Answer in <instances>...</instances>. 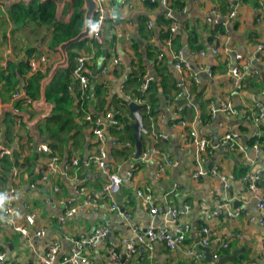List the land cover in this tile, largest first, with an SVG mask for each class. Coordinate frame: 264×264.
Returning a JSON list of instances; mask_svg holds the SVG:
<instances>
[{"label":"crops","instance_id":"crops-1","mask_svg":"<svg viewBox=\"0 0 264 264\" xmlns=\"http://www.w3.org/2000/svg\"><path fill=\"white\" fill-rule=\"evenodd\" d=\"M30 2L42 4L47 1L30 0ZM262 2L264 3V0H238L236 17L228 21L230 8L223 13L219 0H186L184 12L178 14L176 30L180 36L183 59L192 73L185 79L183 88L185 90L182 94L183 101L189 103L181 112L187 123L183 127L176 123L178 117L173 114V107L168 104V97L174 93V86L178 87L181 75L172 65V56L167 46L162 45L158 38V21L163 8L157 6L149 9L142 0H99V3L109 11L108 18L102 24V41L112 35L117 37L114 51L121 58L122 74L129 68L128 54L133 53L131 38H135L144 54L146 74L143 76L157 79V112L153 118L148 119L150 130L145 125L144 146L146 149H165L176 161L175 166L169 165L162 175H157V162L155 159H150L138 165L133 175L127 177L130 163L135 157L131 155L127 158V155L116 153L121 147L111 141L115 135L110 133L103 111L99 109L98 103L94 101L89 103V111L98 113L94 117L102 118L105 123L106 152L109 162L121 178L118 198L123 200L126 209L131 213L128 220L110 211L108 204L101 197L99 191L104 182L103 172L95 166L84 164V159L95 150L93 123L84 118L85 113L75 117L76 125L68 131L56 132L54 125L46 129L45 125L42 126L46 118L38 121L35 129L42 138H47V146L58 156L57 169L53 173L47 172L46 180H38L37 170L45 166L49 159L48 153L39 155L35 166L32 164L34 173L27 164L34 159L32 158L34 137L30 136L28 126L14 112H27L30 120L40 114L31 107V103L40 98L42 78L46 77L51 67L63 58L58 45L67 39L59 44H53L51 37L56 23L69 20L71 14L65 12L66 8L69 10V3H66L57 18L55 4L52 2L54 15L47 24L35 20L16 24L10 17V11L11 6L17 3L11 4L9 9H6L5 4L0 3V71L3 72L0 81V115L3 112L2 125L5 128L3 132L0 127V151L7 150L9 152L7 156L11 159L15 154H19L22 162L17 167V173L13 174L12 167L6 170L1 167L0 161V197L2 194L6 196L7 189L14 190L12 204L15 208L12 215L15 224H10L5 222L1 214L3 204L0 203V247L5 253L4 263L0 264H40L44 249L53 238H58L60 242L58 253L60 260L70 252L74 240L90 235L104 221L109 224V233L90 248L87 254L89 264H147L148 262L165 264L169 259L171 264H189L183 250H169L160 243H156L152 251L139 245L134 254L126 255L120 246V239L130 237L132 227L143 231L149 224H153L156 229H163L188 223L191 229L184 247L197 248L200 222H208L214 228V237L228 240L231 248L229 253L234 248H242L239 254L243 257L237 264H264V209L257 208L249 189L250 177L256 174L258 193L264 196V149L261 147L256 154L253 149L245 145L246 140L252 137L255 131L257 135L264 132V118L260 120L263 132L259 130L258 124L255 126L247 119V116L253 117L255 112L259 113L257 104H261L264 112V50L261 61L252 62L248 67V71L259 72L253 84L248 77L235 88L229 78V68L236 63V54L251 59L257 44H262L264 48V13L259 15V6ZM258 17L259 21H257ZM215 19L221 21L219 24H222L224 31L217 32L211 43L208 39L209 35L218 25L211 23ZM147 22H151L152 26L148 27ZM226 25H229L230 32ZM140 26L145 27L144 33L140 32ZM189 35L192 37L190 44ZM148 43L164 51L166 59H162L163 55L161 58H147L144 46L149 45ZM213 47L218 49L216 53L211 51ZM87 48L90 50L87 51ZM73 51L75 58L79 54L89 57L85 70L89 78L87 89L89 92L90 77L92 80L103 82L107 78V75L101 71L103 56L95 55L96 48L89 39H86L82 45H75ZM199 51H204L205 54L202 55ZM42 56L46 60L43 72L40 71ZM126 60L129 62L128 66ZM110 68L108 66L106 72H110ZM59 70L46 87L55 82ZM161 77L165 79V88L162 87ZM182 81H184L183 77ZM192 83L197 85L196 89L192 88ZM120 85L117 82L113 85V89H120ZM26 99H30L31 102H27ZM220 99L232 103L238 110V116L228 117L221 112L211 115L210 104L213 102L215 105ZM72 109L78 112L77 107L72 106ZM92 113L89 115L92 116ZM208 114L209 120L204 119ZM244 114L247 116L245 117ZM125 117L128 123L134 121L131 112L130 114L126 112ZM229 120H232V124L228 122ZM190 124L195 125L199 136L210 140L212 144L219 142L226 127H229L239 134V142L243 144L244 150L239 151L224 143L212 153L205 152L206 154L202 155V174L192 177V172L198 167L195 160V145L188 136ZM154 133H165L167 139H160L154 136ZM123 134L128 135L126 131ZM125 141L129 140L125 138ZM133 152L135 153V138ZM1 157L3 156H0V159ZM72 157L78 159L77 165H72ZM27 158L30 161L26 160ZM32 176L34 178H31ZM31 182L35 183L33 188L29 186ZM56 184L58 191L54 192L53 187ZM76 184H82L88 190L99 194L97 207L67 217L59 230L56 224L57 218L62 213L63 202L74 196L73 187ZM144 186L151 188V206L163 210H166L167 194L172 195L171 205L179 212L174 223L164 211L157 216L149 212L150 205L136 195L138 188ZM235 200L240 204L234 205ZM224 203H228L224 205L227 210L240 209L239 215L231 218L225 214L218 216L210 214L209 211ZM26 214H31L34 222L27 224L29 235L24 237L14 225L24 223ZM42 227L46 228L44 235H34V231ZM215 246V243L210 245L211 249ZM112 247L120 255L119 263L112 261L110 253Z\"/></svg>","mask_w":264,"mask_h":264},{"label":"built area","instance_id":"built-area-1","mask_svg":"<svg viewBox=\"0 0 264 264\" xmlns=\"http://www.w3.org/2000/svg\"><path fill=\"white\" fill-rule=\"evenodd\" d=\"M97 1V8L95 9L94 18H93V39H95L97 42L102 41V35H101V28L104 20H106L109 16V11L106 10L100 3L99 0ZM143 1V0H142ZM238 0H230V11L228 14V21L233 20L236 17V3ZM160 6L164 10V15L166 18H173L174 11H172V8L169 6V0H159ZM70 10V9H69ZM181 12H184V9L181 10ZM259 12L261 15L264 13V3H260L259 6ZM260 18H257V21H259ZM211 23L213 24H219L221 21L218 19L213 20ZM147 26L151 27L152 23L147 22ZM170 30L172 32H175L177 30V22L172 21L170 25ZM128 36V33L126 34ZM169 39L165 41V46L169 47ZM263 45L257 44V46L254 48L252 52V58L251 59H245L240 54H236V63L233 64L229 68V78L232 83V85L237 88L239 87L243 82L246 81L248 76L251 74L253 76L258 75L257 70L248 71V67L252 62H259L261 61V58L263 56ZM213 53H216L218 49L216 47H213L211 49ZM169 53L171 54L173 58V67L179 72L181 75L180 82L178 83V87H182V90L184 88L185 82H186V76L183 74L185 71H187L188 76L192 75L190 72L189 66L187 62L184 61L181 50L174 51L169 50ZM200 54H205L204 51H199ZM162 53L158 52V57H162ZM41 60V67L40 71H44L46 60L42 56L40 57ZM89 57L85 54H79L75 58V64L72 69V74L74 78L77 80L78 85L81 90V94H85V92L88 89L89 85V78L86 74V63L88 62ZM121 58L115 54V52L110 53L109 62L102 66L101 71L103 73L106 72L108 66H118L120 65ZM182 77L184 78V81H182ZM153 79L152 76H147L144 83L141 85V90H146L148 86V82ZM183 91H179L173 98L174 102H177L179 98L182 97ZM27 102H31L30 99H26ZM137 104L144 103L143 98H134L131 100ZM171 101V103L173 102ZM179 103V102H178ZM182 103V102H181ZM179 104L177 108H174V113L177 118L176 123L180 126H186L187 123L184 120V118L181 116V112L183 111V108L185 105H188L189 103L186 101L182 104ZM257 107L259 108V113L257 114L255 112L253 117L247 116L248 120H251L255 126H257V123L260 122L264 118V112L261 108V104H257ZM218 112H221L225 114L228 117H236L238 116V110L236 107L230 103L229 101L220 99L217 104H213V102L210 104V114L214 115ZM105 120L107 121L108 125H115L117 124V121L113 119V114L110 111L107 112V114L104 115ZM84 118L86 120H89L91 123H93V133L95 135V150L90 155H88V160L85 162V164H93L95 165L99 170H101L107 180L106 183L103 184V195L106 194L107 198L110 201V204H108V209L110 211H115V213L120 216L124 220H128L130 218L131 213L128 211H125L124 209L120 208V206L117 203V197L120 191L121 186V178L116 173V171H110V168L108 166V156L106 152V143L107 138L106 134L104 132L105 129V123L102 118L100 117H92L89 115V113H86ZM258 133L255 131L252 135L258 136ZM154 136L159 137L160 139L166 140L167 135L165 133H154ZM188 136L190 140L195 145V160L196 165L198 169H196L194 172H192V177H196L200 174H202V155H205L206 153H212L217 147L220 145H223L224 143L229 144L231 147L237 148L239 151H243V144L239 142V134L237 132L232 131L229 127H226V130L222 136V139L217 143H210V140L206 139L205 137L199 136L197 129L195 125L190 124L188 126ZM113 144H115L113 142ZM49 148V147H48ZM252 149L258 154L260 151V147L255 144L253 145ZM45 151H48L47 148L42 147L38 148L37 152L40 153H47ZM206 152V153H205ZM9 152L7 150H1L0 156H4L8 154ZM205 153V154H204ZM134 157V152L132 154ZM72 165L77 164L78 159L76 157L71 158ZM135 160L130 163L129 170L127 171V177H131L133 173L136 171L138 164L143 163L145 161H148L150 159H155L157 162L156 166V174L162 175L165 171L166 167L169 165L175 166L176 161L172 158L171 154L165 150V149H150L145 148L141 155L137 158H134ZM53 161V170H50L48 167V172H55L56 171V162L57 158L54 156L52 157ZM47 175L42 174L39 175L38 180H46ZM251 183L249 186V189L251 191L252 196L255 199L256 206L260 210L264 209V196L258 193V186H257V179L258 176L256 174H253L252 177H250ZM31 187H33V184H31ZM57 189V187H55ZM74 196L71 197L67 202H63L65 206L63 205V210L60 216H58V227L61 228L64 221L67 217L75 214L76 212L80 211H86L89 209H93L97 207L99 194L96 191H90L86 187L76 184L73 187ZM136 194L141 197L145 203L150 205L149 212L157 216L159 213L163 212L168 214L170 216V221L174 223L176 221V217L178 215V210L175 206H172L170 201H165V208L166 210H163L162 208H158L156 206H151V188L149 186H144L142 189H138L136 191ZM5 199L2 207V214L5 218V222H8L10 224H15L12 215L13 212L9 210V205H12V200H14L13 197L10 196H4ZM76 200H79L76 202ZM228 203H224L223 205H219L216 207V209L209 211L212 216H218L220 214H225L227 217H235L239 215L240 209L236 208L234 211L227 210L224 208V205H227ZM187 208V207H186ZM209 214V215H210ZM210 215V216H211ZM32 221H31V219ZM29 219L30 221H28ZM34 222L33 216L31 214H28L25 216L24 223H21L22 226H14L15 229L24 237H27L29 235L28 228L26 227L27 224H32ZM17 224V223H16ZM108 222L104 221L102 225L95 228L93 232L83 237L79 240H74L73 245L70 249V252L64 256L61 257L60 260H58V253L60 248V242L58 238H53L51 242H49L43 252V255L40 259V264H89V259L86 256L89 249L93 247L99 240L106 237L109 233V227ZM191 226L188 223L180 224L178 227H170L163 229H156L153 224H149L143 231L140 230L137 227H132L131 232L132 235L130 237H124L120 240V244L122 245L124 252L126 255H132L137 250V245L142 244L145 247H147L150 251H152L153 244L154 243H164L165 246L169 249L173 250H179L183 244L186 236L190 233ZM46 231L45 227L39 228L34 231V235L36 236H42L44 235ZM214 232V228L208 224H202L200 226V229L198 230V245L197 248L194 247H185L182 249L186 255L192 256L194 260H202L205 257V253L202 250V247H210V245L213 243L216 244L215 250L213 251L212 255H210L213 259L218 258V250L228 248V240L220 238V237H212V233ZM110 253L112 256V261L114 263H118L120 258V255L114 250L112 247L110 249ZM5 253L1 250L0 247V263H4Z\"/></svg>","mask_w":264,"mask_h":264},{"label":"trees","instance_id":"trees-1","mask_svg":"<svg viewBox=\"0 0 264 264\" xmlns=\"http://www.w3.org/2000/svg\"><path fill=\"white\" fill-rule=\"evenodd\" d=\"M219 1H220V5H221L220 8L222 12L223 13L227 12V10L230 7V4H229L230 0H219ZM142 2L149 9H153L157 6H160L159 0H143ZM71 5L73 8V11L71 12L69 20L63 23H56L53 27L52 37H51V40H52L51 42L53 44H59L61 41L75 36L82 28L83 12L80 10V7L82 5V0H72ZM169 6L172 8V11H174L173 18H166L164 15V10L159 15L158 38L161 41V44L164 46H165V41L169 39L170 44H169V47H166V48L168 50L178 51L180 50V44H181L180 36L176 33V31L172 32L170 30V25L173 20L178 22L179 20L178 14H182L181 10L185 8L186 0H169ZM53 15H54V5L52 1H47L42 4L30 2L28 5L17 3L11 6V11H10V17L16 24L26 22L27 20H35L42 24H47L49 23L50 20H52ZM234 27H236V24H234ZM144 28H145L144 26H140L139 28L140 32L142 31L144 33ZM219 31H222V32L224 31V27L222 26V24L216 25L211 30V34L209 35V38H208L210 42L211 41L213 42L215 34ZM191 38H192L191 35H189L188 36L189 44L191 42ZM131 40H132L133 53L132 55L128 54L130 65H129V68L127 69V72L122 74L123 67L120 64L121 66L118 65V66L111 67L109 69L110 72L107 71L103 73L107 75V78L104 82L98 81V80H92V77H90V91L89 92L86 91V94H81V90L78 85V82L72 74V69L75 64V60H74L75 52L73 51V49L75 45H78V44L82 45L86 40H83L77 44H73L72 46H70L68 49V57H69L68 68L60 69L59 70L60 72L57 74V78L55 82L49 85L48 87H46L45 96L47 100L54 102L56 106L53 109L52 115L48 119L46 118V120L42 123V126L45 125L46 129H49L50 126L54 125L56 127V132L65 131V130L68 131L72 128V126L76 125V121H75L76 116H78L79 114L83 115V113L86 114L87 112L92 113L91 111H89L90 109L88 105L90 102L94 101L95 103H98L99 109L103 111L104 115L107 114V112L111 110L113 114V119L117 121V124L115 125L109 124V127H108L110 130V133L111 134L113 133L115 135V137L111 141L114 142L115 145H118L121 147V149L117 150L116 153L118 155H124V156L127 155V158L128 156L130 157L133 154V150H134V137H133L134 132H133V128L131 127V123H128L125 117L126 112L130 114V110L128 107L129 102L133 100L134 98H144L145 99L139 111L142 114L144 125L148 126L147 127L148 130H150L148 119L150 120V118H153L155 116L157 112L156 105L158 102V98L156 94L157 79H155V77L151 81L148 82V86L146 90L142 91L140 88L142 81H143V75L146 74L145 63L143 61L144 54L142 50L140 49V46L138 45V42L135 40V38H131ZM90 41L93 44V46L96 48L95 55L103 56L102 64H101V67H102L103 65L109 62L110 53L115 52L114 50H115V44L117 42V37L115 35H112L109 39H104L102 42H97L93 38L90 39ZM144 48H145V55L147 58L158 57V52H161L163 54L162 59H166V54L164 53V51H161L158 47L149 44V45H145ZM89 50L90 48H87V51ZM125 54H127V52ZM172 63H173V58H172ZM252 76L253 75L250 74L248 77H250V80H249L250 83L253 84L255 78H258V76L257 75L255 77H252ZM2 77H3V72L0 71V81L2 80ZM160 80L162 83V87L165 88V79L161 77ZM117 82L121 84L120 89H116V88L113 89V85L117 84ZM196 86L197 85L193 84L192 88L196 89ZM164 88L163 90L166 91ZM179 91L180 92L182 91V87L178 88L175 85L174 91H173L174 93L170 97H168V100H170V102L173 101L174 96ZM183 93H185V90H183ZM183 100L184 98L182 96L181 98L177 100V102L181 103L183 102ZM72 106H74L75 108L77 107L78 112H74V110L72 109ZM91 115L94 118V116L98 115V113L94 112ZM246 116L247 115H245V117ZM204 119L209 120V114L208 116L204 117ZM257 124H258L259 130L263 132L262 131L263 128L260 127L261 122ZM125 131L126 133H128L127 136L126 134H123V132ZM144 137H145V134L142 133L141 142H142L143 150L145 149ZM125 138H127L129 141H125ZM255 144H257L260 148L262 147V149H264V132L258 136L250 137L248 140H246L245 145L246 147H249L250 149H252L253 145ZM41 154L42 153L40 152H36L34 159L30 163H27L29 168H31L32 173H34L35 171L32 164L35 166L36 164L35 162L38 159V156ZM26 160L30 161L28 158ZM0 161H1V167L6 170H9L12 166L16 165L18 167L19 165L22 164L19 158V154L18 155L15 154L13 156V159H11L10 156L4 155L3 157H1ZM90 166H95V165L91 164ZM108 166L110 168V171H115L111 162H108ZM40 173H41V169L37 170L36 175L39 176ZM31 178H34V176H32ZM106 182L107 180L104 176L103 184ZM31 184H33V187L35 186V183L31 182L29 184L30 188H33L31 187ZM103 184L101 185V188H100L101 191H99V193L101 197L105 200V202L107 204H110V201L107 198L106 194L104 193L103 195V191H102ZM55 187H57V189H55ZM142 188L143 187L138 188V189H142ZM53 190L54 192L58 191L57 184L54 185ZM171 196H172L171 194H167V197H166V200L170 201V203L172 202ZM1 197H4V195L2 194ZM78 201L79 200H76V202ZM65 202L68 203V201H65ZM117 203L120 206V208L124 209L125 211L130 212L128 209H126V204L123 202V200H121V198L117 197ZM63 205L65 206V204ZM112 212H115V211H112ZM1 214H2V210H1ZM206 223L207 222H200L198 230L200 229V226L202 224H206ZM56 224L59 225L58 222H56ZM58 229L60 230L61 228L58 227ZM188 235L186 236L184 240L183 246L179 250H182L185 248L184 246H185V242H186ZM213 237H214V232L212 233L211 238ZM155 244L156 243L153 244L152 249H154ZM160 244H163L165 246V244L162 242ZM139 245H142V244L138 243L136 247L138 248ZM228 245H229L228 248L218 250L219 252L218 255L229 253L231 251L230 243H228ZM120 246L123 249L121 244ZM208 248H209L210 255H212L215 248H212V249L211 247H208ZM114 250L116 251L115 248ZM169 250H173V249H169ZM186 257L188 258L187 261L189 262V264H207L204 261V259L199 260V262H197V260H194L192 256L187 255ZM242 257L243 255L239 254L235 262L230 261V262H226L225 264H237V262H239ZM120 261L121 259L119 260V262ZM147 264H153V262H148ZM165 264H171V260L169 259L168 262Z\"/></svg>","mask_w":264,"mask_h":264},{"label":"water","instance_id":"water-1","mask_svg":"<svg viewBox=\"0 0 264 264\" xmlns=\"http://www.w3.org/2000/svg\"><path fill=\"white\" fill-rule=\"evenodd\" d=\"M40 1H52L55 4L56 8V15L57 18L59 17L60 13L63 11L66 3H69V6L72 4V0H40ZM25 3L28 4L30 0H0V3L5 4L6 9H9V6L13 3ZM97 8V1L96 0H82V5L80 7V10L83 12V26L81 30L73 37L68 38L67 40L61 42L58 45L59 50L62 53V60L55 63L50 71L48 72V75L40 81V98L33 100L31 103V107L38 111L40 114L35 117L34 119H29V114L27 112H14L15 115H18L21 117L22 122L28 126L30 131V136L34 137V142L32 145V158L35 157V154L37 152V145L42 142H46L47 138H42L40 136V133L38 130L35 129V126L38 121L44 120L47 117H50L52 115V110L56 106L55 103H49L46 100L45 96V87L48 85L54 75L57 73L58 69H67L68 68V48L72 46L73 44L79 43L86 39H92L93 37V18L95 9ZM228 31L230 32L229 25H226ZM126 65L128 66V61H125ZM129 110L131 114L134 117V121L131 123V126L134 131V138H135V153L134 157L137 158L141 155L143 151L141 137L142 133L146 132V127L143 123L142 114L140 113V108L142 107V104H137L133 101H130L128 104ZM3 112L0 115V127L2 128V131L4 132L5 128L2 125V119H3ZM230 124H232V120L228 121ZM47 137V136H46ZM240 204L239 201L235 200L234 205ZM202 250L205 253L204 261H206L208 264H225L226 262H235L237 260V255L241 253L242 248H234L231 253L229 254H221L217 259H213L210 256L209 248L208 247H202Z\"/></svg>","mask_w":264,"mask_h":264},{"label":"rangeland","instance_id":"rangeland-1","mask_svg":"<svg viewBox=\"0 0 264 264\" xmlns=\"http://www.w3.org/2000/svg\"><path fill=\"white\" fill-rule=\"evenodd\" d=\"M69 9L70 10H68V8H66L65 9V12L66 11H68V12H70V14H71V12L73 11V8H72V5H70L69 6ZM229 11H230V9H229ZM228 14H229V12H228ZM227 19H229L228 18V15H227ZM101 30H102V28H101ZM93 38V37H92ZM102 42V41H101ZM185 76H186V78L188 77V73H187V71H185L184 73H183ZM147 77L146 76H143V81H142V84L144 83V81H145V79H146ZM141 84V85H142ZM144 99V98H143ZM145 100V99H144ZM183 103V102H182ZM181 103V104H182ZM168 104H169V106L171 107H173L172 108V111H173V114H177L178 112H175L174 113V108H177L178 106H179V104L180 103H178V102H170V100H168ZM109 110V109H108ZM41 146L42 147H45V148H47L48 149V151H45V152H47L48 154H49V159L47 160V162L45 163V166L41 169V173H40V175H42V174H47V172H48V167H49V165H50V167H49V169L50 170H53V161H52V157H56L57 158V162H56V169H57V163H58V156L56 155V154H53V152H52V150L51 149H49L48 148V146H47V144H46V142H42V143H39L38 145H37V151H38V148H41ZM94 152V151H93ZM7 155V154H6ZM88 157L89 156H87L85 159H84V164H85V162L88 160ZM78 162V161H77ZM85 165H87V166H90L89 164H85ZM45 167H47V168H45ZM45 168V169H44ZM17 166L15 165V166H12V171H13V174H16L17 173ZM5 194L7 195V196H10V197H13L14 196V190H12V189H7L6 190V192H5ZM137 195V194H136ZM4 201H5V199L3 198V197H0V203H4ZM9 210H11L12 212L15 210V208H14V206H13V204L12 205H9ZM27 215V214H26ZM25 215V216H26ZM30 219H31V217H30ZM28 221H30L29 219H27ZM31 221H32V219H31ZM15 227L16 226H22V224H18V225H14ZM23 227V226H22Z\"/></svg>","mask_w":264,"mask_h":264}]
</instances>
